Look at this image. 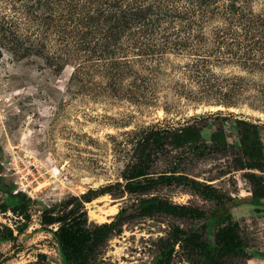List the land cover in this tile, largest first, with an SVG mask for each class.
<instances>
[{"label": "trees", "instance_id": "trees-1", "mask_svg": "<svg viewBox=\"0 0 264 264\" xmlns=\"http://www.w3.org/2000/svg\"><path fill=\"white\" fill-rule=\"evenodd\" d=\"M259 8L255 9L254 5ZM6 51L20 61L37 58L50 72L72 67L70 97L94 101H127L148 106L172 99L210 103L226 109L253 89L254 108L264 109V0H0V59ZM183 57L181 65L164 67L169 56ZM237 65L247 74L215 73V67ZM257 104V105H256ZM221 111L216 114L220 115ZM233 116V113H228ZM196 115L178 127L159 123L135 133L134 144L120 181L82 194L70 195L40 213V226L50 232L66 264H96L102 249L121 232L124 221L135 216L167 214L188 218L194 225L174 226L165 238L159 264H170L179 246L191 264H225L233 258H251L233 222V199L209 184L184 175H150L160 156L172 150L188 151L194 158L226 152L224 120ZM213 123L211 144L201 131ZM243 169H264L261 125L234 119ZM251 181L258 178L251 174ZM188 186L218 208L207 215L187 205L156 196L141 198L121 209L111 221H89L85 203L106 193L144 194L158 185ZM10 205L0 202V213L23 218L14 229L0 224V240H14L30 220L33 203L25 193H9ZM253 202L261 205L264 187L255 188Z\"/></svg>", "mask_w": 264, "mask_h": 264}, {"label": "rangeland", "instance_id": "rangeland-1", "mask_svg": "<svg viewBox=\"0 0 264 264\" xmlns=\"http://www.w3.org/2000/svg\"><path fill=\"white\" fill-rule=\"evenodd\" d=\"M184 62L183 57L170 55L164 67ZM40 64L37 58L16 61L6 51H2L0 59V202L12 205L16 199L10 198L9 193L17 191L33 201L26 229L19 235L14 232L12 241L0 240V264H66L52 234L40 226L42 208L70 195L78 196L88 189L120 181L135 133L157 123L178 127L203 114H215L211 120L217 116L225 121L228 150L202 158H194L188 151L172 150L152 164L150 175L174 172L231 197V217L238 224L251 258L228 259L225 264H264V203L257 205L251 198L255 188L264 187V169L261 172L241 167L243 159L233 127L234 119L240 117L259 123L264 145V109L254 108L253 89L242 91L235 106L228 109L170 98L171 106L165 111L163 103L139 106L127 101L70 97L72 67L67 65L52 73L48 68L41 69ZM214 72L259 79L258 74H247L235 64L217 66ZM218 111L220 115L216 114ZM214 131L211 122L201 131L206 143L211 144ZM251 174L258 178L256 183L250 180ZM151 196L198 208L207 215L218 208L215 201L176 183L158 185L144 194L106 193L84 206L89 221L109 222L121 209ZM23 221L11 212L0 213V224L12 229ZM193 225L188 218L167 214L135 216L122 223L120 234L109 239L96 264H159L162 244L171 229L179 226L187 230ZM174 249L170 264H191L179 246Z\"/></svg>", "mask_w": 264, "mask_h": 264}, {"label": "bare ground", "instance_id": "bare-ground-1", "mask_svg": "<svg viewBox=\"0 0 264 264\" xmlns=\"http://www.w3.org/2000/svg\"><path fill=\"white\" fill-rule=\"evenodd\" d=\"M110 214V213H109ZM109 214H106V215H109ZM104 220H107V218H105V217H102Z\"/></svg>", "mask_w": 264, "mask_h": 264}, {"label": "water", "instance_id": "water-1", "mask_svg": "<svg viewBox=\"0 0 264 264\" xmlns=\"http://www.w3.org/2000/svg\"><path fill=\"white\" fill-rule=\"evenodd\" d=\"M261 203H264V199L261 200Z\"/></svg>", "mask_w": 264, "mask_h": 264}]
</instances>
